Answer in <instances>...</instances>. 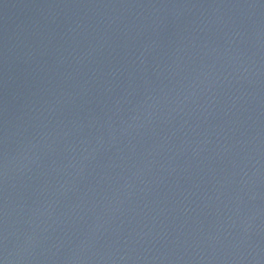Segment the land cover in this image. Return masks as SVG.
<instances>
[{
  "label": "water",
  "instance_id": "obj_1",
  "mask_svg": "<svg viewBox=\"0 0 264 264\" xmlns=\"http://www.w3.org/2000/svg\"><path fill=\"white\" fill-rule=\"evenodd\" d=\"M0 264H264V0H0Z\"/></svg>",
  "mask_w": 264,
  "mask_h": 264
}]
</instances>
